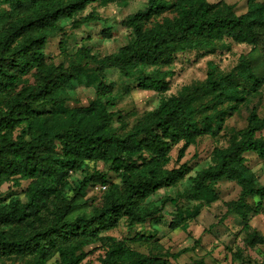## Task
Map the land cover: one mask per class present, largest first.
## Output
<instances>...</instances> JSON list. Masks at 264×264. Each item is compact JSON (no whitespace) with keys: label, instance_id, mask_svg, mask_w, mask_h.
<instances>
[{"label":"trees","instance_id":"1","mask_svg":"<svg viewBox=\"0 0 264 264\" xmlns=\"http://www.w3.org/2000/svg\"><path fill=\"white\" fill-rule=\"evenodd\" d=\"M135 0H0V186L20 187L23 198L0 194V264H92L85 247L100 244L97 264H171L191 250L164 249L156 231H135L147 222L160 224L168 203V227L187 232L204 207L219 200L217 185L225 180L239 188L226 202L224 216H234L244 244L254 248L264 236L249 224L263 213L264 184L247 165V155L264 161V0H246V11L208 0H144L145 7L128 15L122 26L129 40L115 52L99 56L89 47L75 50L66 66L50 62L48 39L62 34L64 19L77 29L100 18L87 6L99 3L127 6ZM79 17V18H77ZM101 34L110 37L108 29ZM247 45L234 67L223 71L209 60L205 78L170 91L169 68L179 54L197 58ZM60 48L65 52L63 40ZM257 54L258 58L253 57ZM115 70L119 82L109 80ZM94 89L87 106L70 103L68 86ZM132 88L161 95L158 106L128 125L114 117L117 100ZM245 113V126L226 121ZM115 123H119L115 126ZM227 136L225 147H214L205 167L190 174L179 164L189 146L208 136ZM177 149L176 167L168 168ZM101 163L115 175L85 170ZM81 172L71 188L69 177ZM106 186L99 202L90 204L88 187ZM182 186L174 196L151 198L159 191ZM68 189L72 195L68 196ZM258 198L253 206L248 199ZM124 224L129 238L105 236ZM154 245L143 253L131 243ZM241 259V250L233 254ZM197 264H203L200 260ZM264 264V260L260 263Z\"/></svg>","mask_w":264,"mask_h":264},{"label":"rangeland","instance_id":"2","mask_svg":"<svg viewBox=\"0 0 264 264\" xmlns=\"http://www.w3.org/2000/svg\"><path fill=\"white\" fill-rule=\"evenodd\" d=\"M210 3H222L221 7L227 5L232 6L236 14H242L246 11V0H208ZM145 7L144 0H135L128 3L127 6H119L111 3L102 5L94 3L82 12L80 16L84 17L90 13L97 15L100 20L88 22L77 29L71 27L72 21L64 19L60 25L64 29V35L59 34L48 39L45 47L46 57L50 62L56 65H67L70 59L75 58V50L81 47H89L92 54L104 56L115 52L119 47L123 46L130 37L129 31L122 26V21L130 14L143 9ZM79 18V17H77ZM110 32V37L101 34L102 30ZM63 40L65 52L60 48V42ZM250 52V47L247 45H238L235 43L229 44V50L218 51L215 55H209L204 58H197L194 52L179 54L176 57L173 65L169 68L173 76L170 78V91L166 94L176 93L183 85L189 84L192 81H200L205 78L206 62L212 60L223 71H229L234 67L241 55H246ZM253 57L258 58L257 54ZM107 77L109 80L119 82V76L115 70H108ZM70 93V103L73 106H87L89 101L95 97L94 89H87L73 82L68 86ZM262 100L256 102L258 111L261 113L264 109V86L261 89ZM161 95L152 91H141L132 88L127 95L117 100L112 111L117 112L114 117L116 122L117 117L121 118L131 125L135 118L145 111L155 109ZM245 116L234 115L226 121V126L240 129L245 126ZM119 123H115L118 126ZM264 137V130L262 132ZM227 145V136L222 135L216 139L208 136L198 139L195 145L189 146L184 157L179 164L186 162L190 167V174L193 175L197 170L205 167L209 162V156L212 149L216 146L225 147ZM178 145L170 154V163L168 168L176 167V156ZM247 165L255 173L260 183L264 184V161L257 159L253 155H247ZM90 172L94 169L106 173L107 179L116 181L115 175L101 164L89 163L85 170ZM81 172L72 173L69 177L71 188L75 187L81 180ZM11 184H3L0 186V194L4 196H17L23 198L22 190L26 187L27 182H22L20 187H11ZM176 188H169L159 191L158 194L151 198L158 206L161 204L162 197L174 196ZM219 200L211 206L204 207L199 217L190 222L187 232L180 230H171L168 227L170 220L169 211L172 210L170 204H166L162 209L163 220L160 224L147 222L144 225H138L135 231H152L155 230L159 244L168 249L171 253H176L184 248H191L190 251L182 254L176 261H170L171 264H197L200 260L203 264H255L264 260V243L256 245L254 248L247 247L243 239L244 233L240 232V225L235 220L234 216H224L226 212L225 203L235 200L239 194L238 186L233 182L221 181L217 185ZM72 195L71 189H68V196ZM101 195L94 191L93 187H88L84 199H88L90 204L99 202ZM248 202L255 206L258 198L248 199ZM263 213L253 216L249 222L250 226L264 236V200L262 201ZM105 236L116 237L118 239L129 238L128 230L124 224H120L114 230L102 233ZM132 247L140 252L147 253L156 252L154 245L142 242L131 243ZM99 243H94L85 247V251L90 252L87 261L92 264H97L98 256L101 254ZM241 250V259H234L233 254L237 250ZM7 263L23 264L22 261L15 259L8 260Z\"/></svg>","mask_w":264,"mask_h":264},{"label":"built area","instance_id":"3","mask_svg":"<svg viewBox=\"0 0 264 264\" xmlns=\"http://www.w3.org/2000/svg\"><path fill=\"white\" fill-rule=\"evenodd\" d=\"M94 191L96 192H102L106 189V186H103V185H96L93 187Z\"/></svg>","mask_w":264,"mask_h":264}]
</instances>
